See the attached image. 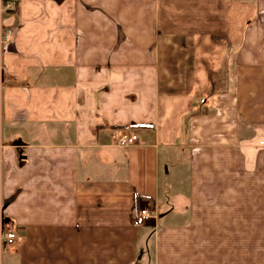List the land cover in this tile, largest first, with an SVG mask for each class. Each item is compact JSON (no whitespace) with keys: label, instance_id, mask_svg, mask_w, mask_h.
I'll use <instances>...</instances> for the list:
<instances>
[{"label":"crops","instance_id":"1","mask_svg":"<svg viewBox=\"0 0 264 264\" xmlns=\"http://www.w3.org/2000/svg\"><path fill=\"white\" fill-rule=\"evenodd\" d=\"M4 1L0 264H264V0Z\"/></svg>","mask_w":264,"mask_h":264},{"label":"built area","instance_id":"2","mask_svg":"<svg viewBox=\"0 0 264 264\" xmlns=\"http://www.w3.org/2000/svg\"><path fill=\"white\" fill-rule=\"evenodd\" d=\"M11 6H12L11 2L0 0V11H3V10L5 11L9 9ZM2 32L3 33L1 34L0 43H4L8 41L12 33V29L9 27H6L5 29L2 30ZM135 140H136V137L134 134L128 133V132H121L115 142L118 145L127 146L130 144H133ZM148 217H149L148 211L146 209H140L138 213L135 215V217L133 218L132 222L134 225H139L144 220H146ZM4 239L7 244H10L12 243L14 239V235L10 232H6L4 233Z\"/></svg>","mask_w":264,"mask_h":264}]
</instances>
